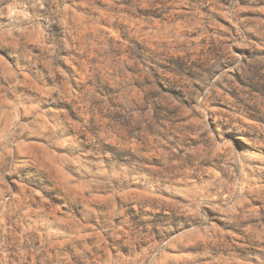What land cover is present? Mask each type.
<instances>
[{
    "label": "clouds",
    "instance_id": "obj_1",
    "mask_svg": "<svg viewBox=\"0 0 264 264\" xmlns=\"http://www.w3.org/2000/svg\"><path fill=\"white\" fill-rule=\"evenodd\" d=\"M0 99V264H264V0H0Z\"/></svg>",
    "mask_w": 264,
    "mask_h": 264
},
{
    "label": "rangeland",
    "instance_id": "obj_2",
    "mask_svg": "<svg viewBox=\"0 0 264 264\" xmlns=\"http://www.w3.org/2000/svg\"><path fill=\"white\" fill-rule=\"evenodd\" d=\"M225 0H221V3H224ZM201 11H204V9H202ZM213 18L215 19V21L220 25V28L216 30V34L217 36H219L220 34L225 33L226 29H229V24L228 21H226L222 15H220L219 13H216ZM158 19V17H157ZM210 31H212L210 29ZM198 34L196 32L191 33V39H192V49L194 52H203L205 49L201 46L202 44L206 43L205 41L201 40L199 43L196 41L195 37ZM249 39H254V37H249ZM233 51H236V48H233ZM192 53H188V55H191ZM257 54H260V51L257 50ZM66 70V69H65ZM255 91V90H254ZM171 95V93L169 94ZM10 98V97H9ZM0 102H2V99H0ZM258 123H264V122H260L258 121ZM7 179V177H6ZM9 185L11 186L13 184V180H9ZM15 191V189H13ZM222 227V226H221Z\"/></svg>",
    "mask_w": 264,
    "mask_h": 264
}]
</instances>
